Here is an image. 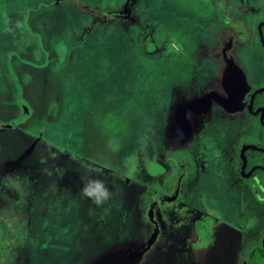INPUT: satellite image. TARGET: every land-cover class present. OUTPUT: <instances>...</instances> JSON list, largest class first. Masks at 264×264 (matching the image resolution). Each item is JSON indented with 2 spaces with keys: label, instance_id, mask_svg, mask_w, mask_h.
Masks as SVG:
<instances>
[{
  "label": "rangeland",
  "instance_id": "rangeland-1",
  "mask_svg": "<svg viewBox=\"0 0 264 264\" xmlns=\"http://www.w3.org/2000/svg\"><path fill=\"white\" fill-rule=\"evenodd\" d=\"M129 1L0 0V264H226L221 251L243 264L264 234L234 167L258 141L247 97L264 86V0H138L121 19ZM176 15L217 20L215 45L185 20L171 33ZM95 179L111 194L99 205L81 194ZM211 210L222 220L201 259L191 243Z\"/></svg>",
  "mask_w": 264,
  "mask_h": 264
},
{
  "label": "flooded vegetation",
  "instance_id": "flooded-vegetation-1",
  "mask_svg": "<svg viewBox=\"0 0 264 264\" xmlns=\"http://www.w3.org/2000/svg\"><path fill=\"white\" fill-rule=\"evenodd\" d=\"M137 1L138 0H136L135 3L131 6L132 11H133L134 5L137 3ZM223 3L224 2H222V4ZM246 4H247L246 0H238V1L230 0L226 5H228L229 6L228 9H230L233 12L235 10H239L240 11V9H245ZM222 9H224L223 6L220 7V10H222ZM132 11H131V13L129 15L124 14V12H120V14H119L120 15V18L121 19H125L126 17H128V16H130L132 14ZM206 13H207V9L205 8V11L201 13V16H206ZM174 19L176 21V26L174 28H172V29H169V31L171 33L180 35V28L178 27L177 24L180 23L179 21L185 20L184 23H182L183 25H186L187 27L190 26V27L196 29L197 30L196 32H201V33L204 32L203 34H204V37L205 38H202L201 41L208 39L207 40L208 41V43H207L208 46L211 45V44H214L215 45L216 40L214 39V37H215L214 35L216 34V31L218 30V24H219V22H217V20H216V24L215 25L210 26V28H207L206 29V25H205V23H203V21H202V19L200 17L195 18L193 20H190L189 19L187 21V19H188L187 17H184L183 18V17H180L179 15H176V16H174ZM137 20L142 21V23L144 24V18L143 17H142V19L141 18H138ZM219 20H220V18H219ZM220 22L223 23V26L225 28H227L229 26V24H230V22L228 20H223L222 17H221V21ZM263 25H264V17L261 18V19H259L258 25H257V30H256V37H257V41H258L257 46L258 47L257 46H254V50L256 48L259 51L258 53H262V52L264 53ZM238 36L240 37V39H243V40L248 39V34L247 33H241V34L239 33ZM164 45H165V43L163 42L162 43V47H163L164 51H165V49H167L168 52H171L172 51V52H174L177 55L175 49L174 50L173 49H170L169 45H167V44L165 46ZM182 45L184 47H186L185 44H182ZM261 50H262V52H261ZM151 57H152L151 61H153V62H158V59L157 58L160 59L159 53H157V54H155V53L153 54L152 53ZM162 57H163V59H162V62L161 63L163 64V62L165 63V60L166 59L164 58L165 55H163ZM253 68L254 67H253V64H252V66H251L252 72L254 71V75H257V74L259 75V71L257 73V71L254 70ZM261 73H262V70H261ZM261 91H264V86L261 87V88H257L256 90L254 89L253 92L250 93L248 95V97H247L248 106H249L248 107V113H249V117L252 118V120L254 122V125L257 127V131H258V141L242 143L240 145L239 152L236 155L237 157L234 154L233 155L235 156V164H234L235 171H236L235 172V175H236L235 177H236V180H240L241 181V182H238L237 181V186H239L241 188V191L242 192H245L248 196L253 197V199L257 202V205L259 204L260 206H262L264 208V201H260L255 196V194L251 190L249 184L245 181L246 179L250 178V176L252 175V173L254 172V170H256L258 168V166H254L251 169V171H249V172L246 171L247 158H246V155H245V151L247 149L256 147V145H257L256 143H261L263 141V133H262V130H261L260 126L258 125V121H257L256 118L259 117V121L264 125V107L263 106H258L256 109H254L255 98H256V96ZM213 118L215 119V121L216 120L219 121L218 117H215V116L212 117L211 116L206 121V124H205L206 126L204 128V131L207 128L210 127V126L208 127V125L213 120ZM193 119L194 120H192V123L196 122V120H195L196 117H194ZM213 127L218 128V126L216 124ZM220 128L223 129V126H220ZM204 131H200V129H198V134L197 135L198 136H200V135L202 136V134H203ZM216 132L213 131L214 141L215 142H216V140H215ZM201 136H200L201 141H200L199 148H197V143H196L197 141L200 140V139H197L198 137H196V142H194V145L192 147V152L191 153H192V159H193V162L195 163V166L198 163V161H199V164H202L201 158H203V156L201 154V150H202L203 146L205 145L206 140H205V134L202 137ZM195 166H194V169L196 168ZM193 172L190 173L191 176H189L188 179H190L192 177ZM188 179H187V181H188ZM186 184H187V182H186ZM186 184H185V186H186ZM180 188H182V187H180ZM161 192H162V190H161ZM184 194H185L184 200H186V197H187V191L186 190H185V193ZM194 205L195 204H193V206H192L193 208H195ZM189 208H191V206ZM210 212H211V215L214 216V220H211L210 222H203L204 225H206L207 227H209L206 230L207 232H206L205 236H203V238L199 237V235H197V229H196L195 232H196V235L197 236H195L192 239V243H191L193 245L191 249H193L195 255L197 257L201 258V259L204 256H206L207 249H209L212 246V243H213L212 233H213V231L215 229V226L217 224H219V222L222 220V218H220L218 215H216V213L213 210H211ZM165 218H166V216H165ZM166 223H167V221H166ZM182 224H183V222L179 220V223H176L175 226H172L168 230L167 236L163 237L160 241H162V240L165 241V238L169 237L170 234H173L174 232L178 231L180 229V226H182ZM190 227L193 230V227L191 225H190ZM202 227H204V226H202ZM237 227H238V229H241L240 225H238ZM200 229H198V230H200ZM263 235H261L258 240H255V242H251V241L249 242L250 244H249L248 248L246 250H244L245 256H244V263L243 264H251V261H253V260L255 261L256 264H264V236ZM260 238H261V240H260ZM158 249H159V246L158 245L155 248L153 247V249L151 250L152 251L151 253L154 255L155 252ZM212 259L213 260H216V261H226V264H235V258L233 256V254L232 253H229V252H227V253H225L223 251L216 252L215 254L212 255ZM245 260H246V262H245ZM247 260H248V262H247Z\"/></svg>",
  "mask_w": 264,
  "mask_h": 264
},
{
  "label": "trees",
  "instance_id": "trees-1",
  "mask_svg": "<svg viewBox=\"0 0 264 264\" xmlns=\"http://www.w3.org/2000/svg\"><path fill=\"white\" fill-rule=\"evenodd\" d=\"M258 106L264 107V91H261L255 98L254 109H256ZM256 119L263 133V141L261 143H256V147L247 149L245 151L247 158L246 171L249 172L254 166H258L250 178L246 179L245 181L249 184L255 196L260 201H264V125L259 121V117Z\"/></svg>",
  "mask_w": 264,
  "mask_h": 264
},
{
  "label": "clouds",
  "instance_id": "clouds-1",
  "mask_svg": "<svg viewBox=\"0 0 264 264\" xmlns=\"http://www.w3.org/2000/svg\"><path fill=\"white\" fill-rule=\"evenodd\" d=\"M95 186L94 188L92 186ZM82 196L94 199L96 204H102L111 198L108 187L105 182L100 179L92 180L86 184L81 190Z\"/></svg>",
  "mask_w": 264,
  "mask_h": 264
},
{
  "label": "water",
  "instance_id": "water-1",
  "mask_svg": "<svg viewBox=\"0 0 264 264\" xmlns=\"http://www.w3.org/2000/svg\"><path fill=\"white\" fill-rule=\"evenodd\" d=\"M135 1H136V0H130V1L128 2V4L126 5V7H125V9H124V14L129 15V14L131 13V11H132L131 6L135 3ZM27 114H28V109H26V110L24 111V114H23L22 118L25 119V118L27 117Z\"/></svg>",
  "mask_w": 264,
  "mask_h": 264
}]
</instances>
